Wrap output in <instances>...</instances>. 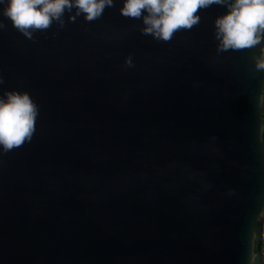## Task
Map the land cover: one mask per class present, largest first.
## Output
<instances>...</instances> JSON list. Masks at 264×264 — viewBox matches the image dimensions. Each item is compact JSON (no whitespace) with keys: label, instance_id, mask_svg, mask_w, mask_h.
<instances>
[{"label":"water","instance_id":"95a60500","mask_svg":"<svg viewBox=\"0 0 264 264\" xmlns=\"http://www.w3.org/2000/svg\"><path fill=\"white\" fill-rule=\"evenodd\" d=\"M114 5L28 39L0 3V95L39 107L0 149V264H262L259 46L217 53L220 5L169 42Z\"/></svg>","mask_w":264,"mask_h":264},{"label":"clouds","instance_id":"9594fccd","mask_svg":"<svg viewBox=\"0 0 264 264\" xmlns=\"http://www.w3.org/2000/svg\"><path fill=\"white\" fill-rule=\"evenodd\" d=\"M122 4L119 9L122 16L142 18L144 27L140 29L141 33L164 42H169L177 31L191 30L198 25L201 19L199 11L212 5L226 7L227 11L214 21L217 53L259 46V54L253 57L255 69L264 71V0H122ZM114 6V0H6L3 15L15 29L32 39L34 32L49 29L53 22L63 27L65 12L72 13L75 9V14L68 17L71 22L82 14L86 21L93 22L102 16L106 7ZM3 27L4 24L0 23V28ZM125 63L133 66L132 57H126ZM259 108L261 130L264 127V108L260 104ZM38 115L39 107L28 92L11 90L0 95V149L3 153L31 142ZM234 194V190H229V195ZM259 215H264V206ZM260 225L259 236L264 238V224ZM251 234H257L255 228Z\"/></svg>","mask_w":264,"mask_h":264},{"label":"built area","instance_id":"2783aa9c","mask_svg":"<svg viewBox=\"0 0 264 264\" xmlns=\"http://www.w3.org/2000/svg\"><path fill=\"white\" fill-rule=\"evenodd\" d=\"M261 243H262V257H264V238H262ZM262 264H264V259H262Z\"/></svg>","mask_w":264,"mask_h":264},{"label":"snow or ice","instance_id":"6c2138e0","mask_svg":"<svg viewBox=\"0 0 264 264\" xmlns=\"http://www.w3.org/2000/svg\"><path fill=\"white\" fill-rule=\"evenodd\" d=\"M251 264H252V262H251Z\"/></svg>","mask_w":264,"mask_h":264}]
</instances>
